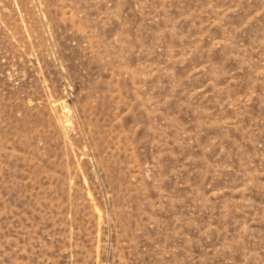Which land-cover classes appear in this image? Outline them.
I'll return each mask as SVG.
<instances>
[{"label": "rangeland", "instance_id": "1", "mask_svg": "<svg viewBox=\"0 0 264 264\" xmlns=\"http://www.w3.org/2000/svg\"><path fill=\"white\" fill-rule=\"evenodd\" d=\"M0 264H264V0H0Z\"/></svg>", "mask_w": 264, "mask_h": 264}]
</instances>
